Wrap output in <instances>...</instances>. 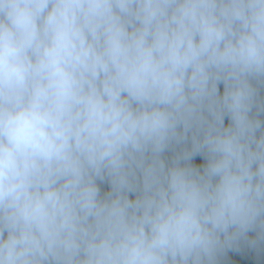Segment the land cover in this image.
<instances>
[{"label":"clouds","instance_id":"1","mask_svg":"<svg viewBox=\"0 0 264 264\" xmlns=\"http://www.w3.org/2000/svg\"><path fill=\"white\" fill-rule=\"evenodd\" d=\"M0 264H264V0H0Z\"/></svg>","mask_w":264,"mask_h":264},{"label":"rangeland","instance_id":"2","mask_svg":"<svg viewBox=\"0 0 264 264\" xmlns=\"http://www.w3.org/2000/svg\"><path fill=\"white\" fill-rule=\"evenodd\" d=\"M169 155H170V154H169ZM103 188H105V189H106V188H107V185H104V186H103Z\"/></svg>","mask_w":264,"mask_h":264},{"label":"trees","instance_id":"3","mask_svg":"<svg viewBox=\"0 0 264 264\" xmlns=\"http://www.w3.org/2000/svg\"><path fill=\"white\" fill-rule=\"evenodd\" d=\"M249 235H254L253 233H250Z\"/></svg>","mask_w":264,"mask_h":264}]
</instances>
